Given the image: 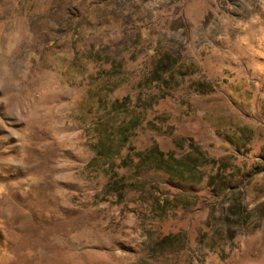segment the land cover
I'll list each match as a JSON object with an SVG mask.
<instances>
[{
	"label": "rangeland",
	"instance_id": "1",
	"mask_svg": "<svg viewBox=\"0 0 264 264\" xmlns=\"http://www.w3.org/2000/svg\"><path fill=\"white\" fill-rule=\"evenodd\" d=\"M0 264H264V0H0Z\"/></svg>",
	"mask_w": 264,
	"mask_h": 264
},
{
	"label": "trees",
	"instance_id": "2",
	"mask_svg": "<svg viewBox=\"0 0 264 264\" xmlns=\"http://www.w3.org/2000/svg\"><path fill=\"white\" fill-rule=\"evenodd\" d=\"M127 99L124 95L120 99H113L109 105L97 116L96 123L92 126L96 140L92 144L95 156L102 159H109L113 154L125 144L132 131L137 127L140 120L135 113H126V118H121L118 122L112 120L111 110L116 109ZM125 103V102H124ZM135 157V165H147L153 168H159L167 171L170 176L181 178L183 180H195L198 175L201 176L199 166H201V159L198 154L187 150L181 156L176 157L171 152H163L157 144H152L143 150L132 151ZM133 157L130 153H126L120 160L122 165H131ZM114 173V172H112ZM207 183L211 184L216 178L215 173L208 174ZM118 180L115 179L114 182ZM114 188H117L114 186Z\"/></svg>",
	"mask_w": 264,
	"mask_h": 264
}]
</instances>
